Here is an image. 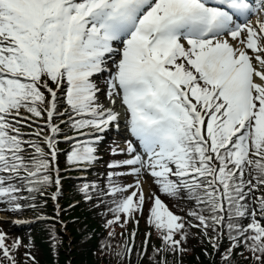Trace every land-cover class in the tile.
<instances>
[{"label":"snow or ice","instance_id":"6c2138e0","mask_svg":"<svg viewBox=\"0 0 264 264\" xmlns=\"http://www.w3.org/2000/svg\"><path fill=\"white\" fill-rule=\"evenodd\" d=\"M81 201L117 264H183L197 235L213 264H264V0H0V210L35 212L58 256ZM7 241L0 264L34 247Z\"/></svg>","mask_w":264,"mask_h":264},{"label":"trees","instance_id":"16d2710c","mask_svg":"<svg viewBox=\"0 0 264 264\" xmlns=\"http://www.w3.org/2000/svg\"><path fill=\"white\" fill-rule=\"evenodd\" d=\"M103 209L105 210L104 206L96 209H92L88 206H79L75 210L69 212V215L74 221V223L69 226L74 238V248L71 253H67L66 250H68V247L66 245V238L63 236L60 229L57 228V232L62 237L58 256L53 254L50 247L48 238L49 225L45 222L33 220L35 222L30 223L25 228L12 226L11 228L14 230L15 234L9 233L11 240H15L11 238V236L14 235L17 236V239H20L21 235L34 234L38 229H40V231L43 230L41 237L39 236L40 238L38 237L36 238L37 240L35 239L32 242L34 245L32 249L22 246L19 251L15 253L17 260L23 264V261L26 259L25 253L31 251L36 257L38 264H66L67 261L70 260L73 264H117V260L113 255L108 253L101 254L98 248L100 242L107 237V231L103 226V221L106 219L101 212ZM181 216H185V214L183 215L181 213ZM6 223H8V221L2 224ZM144 228H147L146 222H142L141 224V231L136 240L137 245H140L144 240ZM192 231L195 232L196 230L193 229ZM7 232H9L8 228ZM117 234L116 239L112 240L113 246L121 242L122 238L119 236V232H117ZM152 243L158 244L159 241L153 237ZM22 244L27 245L29 243L23 242ZM206 246V244L201 243V239L198 235L190 237L186 247L191 251L182 257L183 264H213V260L204 255ZM208 250L211 251L210 248ZM169 259L171 260L172 257H169ZM177 259L180 258L178 257ZM213 259L219 264L218 257H214ZM238 259L240 260V264H246L242 258ZM132 264H138L136 257H133Z\"/></svg>","mask_w":264,"mask_h":264},{"label":"rangeland","instance_id":"374dc122","mask_svg":"<svg viewBox=\"0 0 264 264\" xmlns=\"http://www.w3.org/2000/svg\"><path fill=\"white\" fill-rule=\"evenodd\" d=\"M115 131H110L109 133L106 134V140L104 141V148L107 149L108 146L111 144L113 138L115 137ZM108 157L105 156V159H107ZM61 159L63 160V157H61ZM100 172L102 174L103 169H100ZM96 176L95 174L88 176L89 180H93L95 179ZM127 183H131L132 182V178L128 177L127 180L125 181ZM81 183V174L79 173H75L73 175H71L70 177H66L64 180V185H65V198L61 199L60 203L62 206H64L65 208H67V206L70 203H73L75 200H79L80 196L79 194L76 192V188L79 187ZM147 190V188H146ZM161 199L164 201V203L168 206L169 210H171L174 214L181 216V213L184 215L185 214V210H181L182 207H184L183 205H178L177 202L165 198L163 195H161ZM80 206L86 207L88 205H85L82 201ZM89 207V206H88ZM100 207H103V205H101ZM99 207V208H100ZM46 211H45V215L47 216H52L54 214V206L51 200H49L48 205L46 206ZM106 211V209L101 210L102 213H104ZM70 212V211H69ZM69 212L67 214L63 215V221L67 224V230L66 231H61V229L58 227V229H60L61 233L63 234V236L66 238V245L68 247L67 253H71L72 249L74 248V238L73 235L69 229V226L71 224L74 223L73 218L69 215ZM36 217V213L33 211H26L23 215H16V214H12V213H6L2 210H0V221H8V223L6 224H0V230L4 231L5 233H7L8 235V244H11L14 240H11L9 237V233L15 234L14 230L11 228L12 226H16L15 224L12 223V221L17 220V219H23V220H29V221H33L35 220ZM106 218H111V216H107ZM142 222H145L144 219L140 220V224H139V229H138V234L141 231V224ZM28 224H24L23 226H19L20 228H25ZM18 227V226H16ZM134 227V225H129V231ZM7 228L9 229V232H7ZM43 231V230H42ZM42 231H40V229L36 230L34 232V234H28V235H21L20 240L25 243H29L31 241V243L38 238L39 236L41 237V233ZM107 231V230H106ZM122 230L120 228L116 229V232H121ZM144 237H145V233L148 231H151V229H149V227L147 226V228H144ZM138 236V235H137ZM39 237V238H40ZM11 238L13 239H17V236H11ZM37 240V239H36ZM112 243V241H111ZM66 249V248H65ZM66 264H73L72 261H67Z\"/></svg>","mask_w":264,"mask_h":264},{"label":"bare ground","instance_id":"6f19581e","mask_svg":"<svg viewBox=\"0 0 264 264\" xmlns=\"http://www.w3.org/2000/svg\"><path fill=\"white\" fill-rule=\"evenodd\" d=\"M105 103H106V106H107V101H105Z\"/></svg>","mask_w":264,"mask_h":264}]
</instances>
